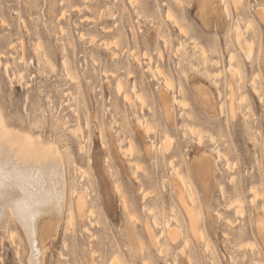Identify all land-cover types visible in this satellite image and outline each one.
Returning <instances> with one entry per match:
<instances>
[{"label":"rangeland","instance_id":"1","mask_svg":"<svg viewBox=\"0 0 264 264\" xmlns=\"http://www.w3.org/2000/svg\"><path fill=\"white\" fill-rule=\"evenodd\" d=\"M209 1L205 20L201 0H0V107L10 125L57 143L69 203L87 202L83 219L65 213L44 264H264V215L254 214L264 204V0L238 13L232 0ZM163 92L184 100L170 119ZM206 161L207 180L197 171ZM174 169L192 182L181 191L195 196L199 241ZM10 229L0 228V264H29L23 230Z\"/></svg>","mask_w":264,"mask_h":264},{"label":"bare ground","instance_id":"2","mask_svg":"<svg viewBox=\"0 0 264 264\" xmlns=\"http://www.w3.org/2000/svg\"><path fill=\"white\" fill-rule=\"evenodd\" d=\"M221 2H222V0H221ZM232 2H233V5L235 6L237 13H238L240 11L242 5H243V0H232ZM223 6H224L223 7L224 11L229 12L228 6L227 5L226 6L223 5ZM200 8L203 11L202 16L204 17L205 20H209L212 17L211 12H214V13L216 12V9L214 8L213 4L209 0H201ZM257 12H258L259 16H263L262 21H264V10L262 11L259 9V10H257ZM173 15L174 14L168 10V16L173 17ZM88 18H90V17L88 16ZM215 18L217 19V15H215ZM174 20H175V18H174ZM179 27H180V31L182 33H186L185 29L182 28L181 25H179ZM196 47H198V46H196ZM114 54H115V52H114ZM146 56H147V54H146ZM233 56H234V54H232L231 57H233ZM22 58H23V54H22ZM68 73H69V71H68ZM154 76H155V74H154ZM169 80H170L169 78H165V84L168 87L172 85V80L171 81H169ZM230 87H232V86H230ZM122 88H123L122 83H118V91ZM134 88H135V86H134ZM135 93H137V92H135ZM174 95H175V93H174ZM174 95H173V92H172V96L168 92H163L160 94L161 102L163 103L165 113L167 114V117L169 119L171 118V115L173 112L172 111L173 104L175 103L176 99L179 100V98L175 99ZM127 96H128V94H125L126 98H127ZM141 96L142 95H140L139 98L141 99V102H143L144 98H143V96L142 97ZM195 96H196L199 104L201 106H203L208 112H211V114H213V112L216 111L217 101H216L215 97L213 96L212 92L207 87L199 86L198 89L196 90ZM128 98H130V96H128ZM128 98H127V100H128ZM229 98H231V103H232V105H231L232 115L235 117L238 113V110H237V106L235 104V102H236L235 99H237V98L235 97V89L234 88H231V93H230ZM181 101H184V100L180 99L179 102L182 103ZM221 106H223V105H221ZM219 109H220V107H219ZM148 126H147V124L145 125V131L147 133L149 131L148 128L150 127V126L149 127ZM198 128H199L198 126L196 127L194 125H189L188 129L192 133H199L201 131ZM199 139L201 142L202 138L200 137ZM199 139L197 141H199ZM164 143H166V141ZM152 144H154V143H152ZM167 146L168 147L170 146L169 143L167 144ZM152 147H153V145H152ZM217 152L219 153L220 151H217ZM63 154L64 153H62V150H60V148L56 142H52V141L45 142L43 137L39 134H33V133L26 131L24 129H21L19 127L10 125L7 122V119H6V116H5L3 109L0 107V167L4 166L6 160H8L10 158H15L16 160L20 161L25 167L30 168V172H31L32 177H33L28 182H25V180H20L19 182H17L15 179L7 180L4 177L0 176V228L6 232H9L11 234L10 236L13 237L15 235V230L10 229L11 222L15 221L21 227V229L23 230V232L25 234V237L27 239V243H28L29 248H30V251H28V253H29V257H28L29 264H44L45 256L47 253L46 251L48 249L49 242L51 240L55 241L54 238H56V236L59 234L58 232H59L60 226L62 224L64 217H65L66 212H68L69 216L71 215V218L73 217L72 215H74L76 212V215L77 216L79 215L80 219L81 218L83 219L84 215L87 214V213H85V209H86L85 205L87 202L85 203L86 199H85L84 195L78 194L76 197L75 204H71L68 201V198H69L68 194L69 193H68V178H67V169H66L67 165H66ZM170 162H172V161H170ZM208 163H209V165H208ZM175 168H178V167H175ZM174 170L176 171V169H174ZM177 170H179V169H177ZM192 170L194 171L193 168H192ZM7 171L11 172L12 169L9 167L7 169ZM197 171H200V176L203 179L207 180L209 178L210 172H211L210 162L206 161L203 164H201L197 168ZM177 172L178 171H176V173ZM180 173H182V172L177 173V175L179 174V176L173 178V182L176 186L175 188L179 192V199L181 201V204L183 205L184 210L189 217L192 232L194 233L196 239L199 241L200 238L203 237L202 236L203 233L199 229V220H198V216H197V215H199L198 214V208H195L196 205L194 206V203L196 201H195V198H192L195 196L191 197L192 194L189 193L190 191L187 192L186 195L181 191V190L185 189L184 188L185 185L183 186L182 183H187V184L189 183V185L191 183V185H192V182L190 180H189L190 182L189 181L187 182V178H186V180L182 181L181 179H185V178L182 177L180 179V175L181 176L183 175ZM28 183H32L33 185L39 183L43 187L44 192L46 193L45 202L42 203L41 205H39V207L34 210L36 213L34 218L29 216L27 213H25L23 211V209H20L18 211H14L13 203L11 201L7 200L3 196V193H5V192L15 191L17 194V197H16L17 200L23 199L24 198V191H21V189H24L25 191H27L28 190ZM8 185H17V187L9 188ZM191 185L189 187H192ZM116 187H118V186L116 185ZM222 187H223V185H222ZM186 189H188V186ZM192 189H190V190H192ZM74 193L75 192L72 191L70 194H74ZM194 194L195 193L193 192V195ZM261 194H262V197H264L263 192H260V193H258V191L255 192V196L261 195ZM191 198L194 199V202H192L193 200H191ZM125 206H127V204ZM238 208L240 209V207H238ZM148 209H150L149 211H151L152 208H148ZM240 210H242V209H240ZM237 212H238V210H237ZM89 213H90V210H89ZM254 214L255 215H264V204L263 203L259 208H257V210L254 212ZM69 216H68V219H71ZM72 219H71V221H72ZM145 226H146V230L148 232V235H149L151 242L154 245H157V238H158L157 234L154 233V231L151 228V225L149 223L146 222ZM258 232H259V236L261 237L262 241H264V222H262V221L258 222ZM168 233H169V237L171 239H173L174 241H176V239L178 237L177 230L171 228Z\"/></svg>","mask_w":264,"mask_h":264},{"label":"snow or ice","instance_id":"3","mask_svg":"<svg viewBox=\"0 0 264 264\" xmlns=\"http://www.w3.org/2000/svg\"><path fill=\"white\" fill-rule=\"evenodd\" d=\"M11 168L12 171L8 172L7 169ZM0 176L4 177L7 180L15 179L17 182L20 180H25V182L30 181L33 177L30 172L29 167H25L20 161L15 158H10L5 161L3 167H0ZM9 188H15L17 185H8ZM24 191V198L17 200V194L15 191H8L3 193V196L13 203L14 211L23 209L25 213L29 216H35V209L39 207L46 200V193L43 190V187L37 183L33 185L28 183V190Z\"/></svg>","mask_w":264,"mask_h":264}]
</instances>
